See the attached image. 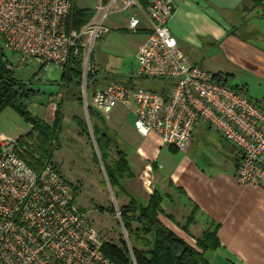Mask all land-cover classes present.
<instances>
[{"label":"built area","instance_id":"obj_1","mask_svg":"<svg viewBox=\"0 0 264 264\" xmlns=\"http://www.w3.org/2000/svg\"><path fill=\"white\" fill-rule=\"evenodd\" d=\"M74 0H0V39L23 67L28 62L66 69L82 53L85 111L107 119L117 108L133 117L142 136L184 151L196 127L204 124L240 155L239 185L264 190V111L245 92L219 84L213 73L192 62L169 32L171 0L144 9L140 0H99L93 16L79 30L70 19ZM129 13L127 31L148 35L135 57L131 78L159 80L148 90L110 82L88 91L90 57L95 42L110 32L107 21ZM264 102V101H263ZM120 220V213L116 210ZM104 241L75 206L73 187L50 165L31 169L17 143L0 135V264H114L102 252Z\"/></svg>","mask_w":264,"mask_h":264},{"label":"crops","instance_id":"obj_2","mask_svg":"<svg viewBox=\"0 0 264 264\" xmlns=\"http://www.w3.org/2000/svg\"><path fill=\"white\" fill-rule=\"evenodd\" d=\"M155 1L140 3L146 9ZM171 1L174 12L168 29L181 51L210 73L229 74L231 86L244 87L248 98L264 111V47L255 48L233 32L234 26L248 22L238 17L239 12L262 8L264 0ZM98 2L74 0V8L94 11ZM148 32L142 18L133 41L134 62ZM243 73L257 81L258 91L242 78ZM126 114L129 117L107 124L115 146L127 157L130 173L122 181L124 194L114 196L115 200L124 202L123 206L133 200L146 207L156 196L158 222L195 250L199 240L215 232L219 247L204 253L209 264H264V190L236 182L237 151L204 124L195 128L186 149L179 151L162 145L155 135L142 137L133 127V117ZM106 185L114 195L107 179L102 183Z\"/></svg>","mask_w":264,"mask_h":264},{"label":"rangeland","instance_id":"obj_3","mask_svg":"<svg viewBox=\"0 0 264 264\" xmlns=\"http://www.w3.org/2000/svg\"><path fill=\"white\" fill-rule=\"evenodd\" d=\"M240 16L248 22L233 27L235 36L255 48L264 47V7H256L254 11L241 10L238 17ZM128 17V12L110 17L107 26L110 29L112 28L110 26H113L114 29L94 44L89 67L91 73L99 71L101 84L96 88H103L110 82H126L132 75L135 67L133 41L136 34L123 29ZM110 20L114 21L113 25ZM116 27L121 29L117 30ZM5 51L6 58L3 63L6 70L35 93V96L26 103L30 115L51 129L55 121L60 118L48 163L75 189V206L93 223L104 242L116 244L125 242L130 246V238L122 221L117 218L116 212H112L113 214L108 212L109 209L116 211L124 207L125 203L115 200L107 185L102 186L103 181L107 179V173L92 128L97 122L94 117L90 118L82 101V62L79 86L72 88L69 95L60 77L62 72H66L72 65L71 62L63 70L54 65H48L43 70L36 62H28L21 67L17 58ZM244 74L242 78L249 80L251 88L258 91L260 88L257 86V81L248 76L250 74ZM160 83L159 80H141L138 85L144 89L156 90L160 87ZM229 84L234 83L229 82ZM79 97L81 103L78 102ZM126 113L125 110L117 108L107 124H112L115 119L123 116L124 119L129 117ZM75 119L81 120L86 125L87 134L82 131ZM30 130V123L12 109H5L0 114L1 136L16 141ZM17 147L19 154L25 157L27 149L19 144ZM95 206L102 207L106 211L101 212Z\"/></svg>","mask_w":264,"mask_h":264},{"label":"trees","instance_id":"obj_4","mask_svg":"<svg viewBox=\"0 0 264 264\" xmlns=\"http://www.w3.org/2000/svg\"><path fill=\"white\" fill-rule=\"evenodd\" d=\"M92 16L93 11L74 8L70 24L73 29L79 30ZM0 45V114L9 108L30 123V132L18 138L16 143L27 149L26 156L23 157L19 154L20 158L31 169L38 172L46 164H49L50 152L53 141L56 139V130L60 125V118L55 121L51 129L30 115L26 103L35 96V93L28 89L26 84L17 81L12 73L6 70L3 63L6 58V51L1 39ZM81 58L82 53L80 51L76 57H72V65L68 67L66 72H62L60 77L69 95L72 88L79 86ZM44 68L40 66V69L44 70ZM213 75L219 84L245 92L244 87L229 84V74L215 73ZM87 81L88 91L91 92L101 84L99 71L89 73ZM122 83L132 87L134 85L139 86L138 83H133L131 76ZM78 102H82L80 97ZM88 112L90 118L94 117L97 122L92 128L102 163L106 168L108 182L114 191L115 198H121L124 194L122 181L124 178L130 177L127 157L115 146L111 130L105 119L90 108ZM75 122L85 134L88 133L86 125L81 120L75 119ZM30 143L32 145H29ZM74 197H76L75 189ZM159 205V199L154 196L146 207H139L136 202L131 200L127 206L119 208L120 220L130 238V246L125 242L119 244L104 242L103 254L114 264H209L204 258V253L219 247L216 233L206 234L197 242V249L195 250L184 244L158 222ZM97 210L105 211L101 207H97ZM108 212L115 213L116 211L109 209Z\"/></svg>","mask_w":264,"mask_h":264}]
</instances>
